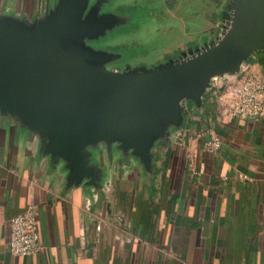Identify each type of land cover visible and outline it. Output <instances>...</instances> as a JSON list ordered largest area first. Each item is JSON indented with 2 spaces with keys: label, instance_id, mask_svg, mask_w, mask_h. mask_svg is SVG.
<instances>
[{
  "label": "crops",
  "instance_id": "0c3cea01",
  "mask_svg": "<svg viewBox=\"0 0 264 264\" xmlns=\"http://www.w3.org/2000/svg\"><path fill=\"white\" fill-rule=\"evenodd\" d=\"M32 2L0 7L34 11ZM220 26H210L209 38ZM258 54L242 73L264 80ZM237 80L216 81L201 109L185 102L187 122L158 153L153 179L138 168L113 171L103 200L82 187L65 191V172H51L25 135L1 125L0 264H264V116L227 114L221 98ZM211 130L224 143L217 154L204 147ZM31 210L42 249L13 255L11 219Z\"/></svg>",
  "mask_w": 264,
  "mask_h": 264
},
{
  "label": "water",
  "instance_id": "95a60500",
  "mask_svg": "<svg viewBox=\"0 0 264 264\" xmlns=\"http://www.w3.org/2000/svg\"><path fill=\"white\" fill-rule=\"evenodd\" d=\"M31 1L34 11L0 7V126L65 172V191L100 200L113 171L153 179L158 153L187 122L185 102L201 109L216 81L239 77L264 52V0H228L215 37L124 71L88 43L126 22L105 10L111 0Z\"/></svg>",
  "mask_w": 264,
  "mask_h": 264
},
{
  "label": "rangeland",
  "instance_id": "374dc122",
  "mask_svg": "<svg viewBox=\"0 0 264 264\" xmlns=\"http://www.w3.org/2000/svg\"><path fill=\"white\" fill-rule=\"evenodd\" d=\"M227 2L228 0H111L105 10L125 14L126 22L100 37L101 42L105 41L107 45L101 42L88 43L94 49L113 54L110 63L118 65L112 64V70L124 71V63L132 67H152L205 36L202 32L195 39L190 35V30L207 28L206 37L212 34L214 36L215 33H209V28L222 21L220 14ZM140 3L143 6H139ZM182 5L186 6L183 8ZM192 39L194 41L188 44ZM109 46H119L121 49ZM142 62L144 63L141 64Z\"/></svg>",
  "mask_w": 264,
  "mask_h": 264
},
{
  "label": "built area",
  "instance_id": "2783aa9c",
  "mask_svg": "<svg viewBox=\"0 0 264 264\" xmlns=\"http://www.w3.org/2000/svg\"><path fill=\"white\" fill-rule=\"evenodd\" d=\"M221 100L228 115L259 122L264 116V80L242 73L234 85L225 89ZM208 133L205 150L217 154L223 148V140L215 130ZM40 237V223L33 210L11 219L9 250L13 255L28 257L39 253L42 249Z\"/></svg>",
  "mask_w": 264,
  "mask_h": 264
},
{
  "label": "flooded vegetation",
  "instance_id": "af4514ba",
  "mask_svg": "<svg viewBox=\"0 0 264 264\" xmlns=\"http://www.w3.org/2000/svg\"><path fill=\"white\" fill-rule=\"evenodd\" d=\"M145 4H147V3H145ZM159 5H161V4H159ZM139 6H143V3H140L139 4ZM125 8V7H124ZM126 9V8H125ZM162 9V8H161ZM109 47H111V46H109ZM112 49H121V48H119V46H115V47H111ZM151 60H153L152 58H151ZM144 62H142L141 64H143ZM117 68H119L120 69V67H117Z\"/></svg>",
  "mask_w": 264,
  "mask_h": 264
},
{
  "label": "trees",
  "instance_id": "16d2710c",
  "mask_svg": "<svg viewBox=\"0 0 264 264\" xmlns=\"http://www.w3.org/2000/svg\"><path fill=\"white\" fill-rule=\"evenodd\" d=\"M263 54H264V53H259L258 56H259V55H263ZM260 61L264 64V58H263V59H260Z\"/></svg>",
  "mask_w": 264,
  "mask_h": 264
}]
</instances>
